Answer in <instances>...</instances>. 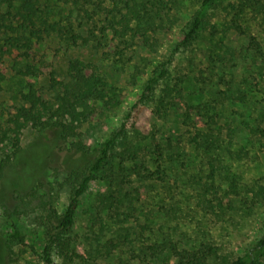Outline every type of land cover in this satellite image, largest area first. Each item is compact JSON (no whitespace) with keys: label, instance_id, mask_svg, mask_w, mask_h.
<instances>
[{"label":"rangeland","instance_id":"rangeland-1","mask_svg":"<svg viewBox=\"0 0 264 264\" xmlns=\"http://www.w3.org/2000/svg\"><path fill=\"white\" fill-rule=\"evenodd\" d=\"M203 2L43 0L50 20L65 32L34 46L47 66L40 64L43 73L29 79L49 100L51 71L67 80L70 61L81 59L88 73L97 71L118 89L122 102L111 111L92 104L97 112L74 137H63L49 124H28L16 157L12 141H0V264H44L41 203L63 213L69 204L63 178L94 160L122 127L110 165L82 197L72 236L84 259L73 264H136L140 257L162 264L165 255L153 259L149 247L203 244L217 248L209 264H226L264 238V5ZM128 5L140 13L130 26H140L141 36L113 30L123 28V15L131 17ZM199 11L195 40L181 45ZM70 34L79 40L74 43ZM12 64L8 55L0 63L6 77L0 83L3 128L23 104L20 94L29 91ZM163 65L167 72L161 77ZM151 78L154 88L142 101ZM78 141L87 152L74 146ZM128 143L139 150L137 160ZM136 165L150 172L138 175ZM113 191L115 203L100 202L101 194ZM224 198L231 202L220 206ZM15 226L26 240L14 247L11 262L3 240ZM53 257L54 264H66L56 252ZM260 260L264 264V256Z\"/></svg>","mask_w":264,"mask_h":264},{"label":"trees","instance_id":"trees-1","mask_svg":"<svg viewBox=\"0 0 264 264\" xmlns=\"http://www.w3.org/2000/svg\"><path fill=\"white\" fill-rule=\"evenodd\" d=\"M214 1L204 0L203 4L207 6ZM242 2L243 5L252 7L264 5V0H242ZM128 12L132 14L131 17L125 14L118 21V24L123 28L120 30L114 25L113 30L121 35L134 31L135 34L141 36L140 26H130L132 19L140 17L139 11L135 6L128 5ZM200 15L201 11L194 18L181 45H189L195 40L202 24ZM64 32L60 22L50 20V15L43 8V0H0V63H2L3 57L11 56L12 70L27 79L29 87L28 92L20 94L23 104L14 107L13 118L10 120L12 125L3 128L0 124V141L5 142L7 139L12 141L15 157L22 151L21 133L28 124H32L34 128L42 127L44 129L47 128L45 125L49 124L50 127L52 126L56 131L62 133L63 137H74L77 135L78 126L88 121L97 112L96 109L91 108L92 104L100 103L102 109L107 111L114 110L121 105L122 99L118 89L97 71L93 70L88 73L87 65L81 59L70 61L67 80L58 79L56 72L52 70L50 89L53 96L49 100L43 97L40 88L29 78L40 76L43 73V67L40 64L44 67L47 65L44 59L38 57V53L32 51L34 46L45 37L53 33ZM70 35L74 43L79 40V36ZM145 41L147 44L149 43L148 38H145ZM164 66L160 73L161 77L167 72ZM5 78V75L0 73V83ZM156 78L149 80L142 101L146 99L147 94L152 92ZM123 132L124 127L102 143L96 151L97 155L94 160H88L83 166L71 169L63 178L62 183L68 187L69 191V204L63 213H59L57 209L51 207L46 200L41 203L42 213L38 215L37 222L45 228L46 245L40 255L44 264H54V252L66 264H73L78 259H84V256L76 249V241L72 236L76 216L82 197L97 180L98 174L110 165L113 151ZM74 146L81 151L87 150L81 141H78ZM126 148L134 160L140 157L139 150L131 146V143H128ZM10 160L11 157L8 156L5 163ZM5 163L2 164L3 167L7 165ZM135 170L138 175L150 172L143 165H136ZM260 192L264 195V186ZM117 196L113 191L101 194L99 200L103 204H112L116 202ZM229 202L231 200L228 198L219 199L220 206ZM25 240V235L17 226L14 227L13 233L3 240L4 248L11 262L16 261L13 257L16 254L14 247L24 245ZM149 249L153 259H158V254L165 255L162 264H209V260L217 253V248L210 244L190 249H179L177 246H163L159 249L149 247ZM262 256H264V238L259 239L246 254L226 262V264H261ZM155 262L152 259L140 257L136 264H156Z\"/></svg>","mask_w":264,"mask_h":264}]
</instances>
